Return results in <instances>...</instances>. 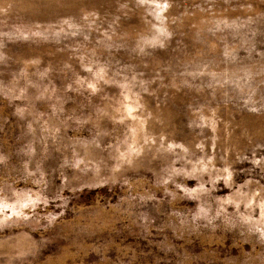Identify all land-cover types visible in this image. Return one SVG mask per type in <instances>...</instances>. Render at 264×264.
Listing matches in <instances>:
<instances>
[{"label":"rangeland","instance_id":"1","mask_svg":"<svg viewBox=\"0 0 264 264\" xmlns=\"http://www.w3.org/2000/svg\"><path fill=\"white\" fill-rule=\"evenodd\" d=\"M0 264H264V0H0Z\"/></svg>","mask_w":264,"mask_h":264}]
</instances>
